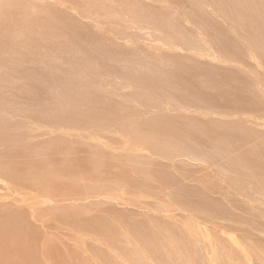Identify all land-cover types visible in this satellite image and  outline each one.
Wrapping results in <instances>:
<instances>
[{"label": "rangeland", "instance_id": "obj_1", "mask_svg": "<svg viewBox=\"0 0 264 264\" xmlns=\"http://www.w3.org/2000/svg\"><path fill=\"white\" fill-rule=\"evenodd\" d=\"M60 1L0 0V264H264V0Z\"/></svg>", "mask_w": 264, "mask_h": 264}, {"label": "bare ground", "instance_id": "obj_2", "mask_svg": "<svg viewBox=\"0 0 264 264\" xmlns=\"http://www.w3.org/2000/svg\"><path fill=\"white\" fill-rule=\"evenodd\" d=\"M58 1H60V0H58ZM60 2H62V1H60ZM63 2H64V0H63ZM72 4V3H71ZM70 4V5H71ZM28 5H29V3H28ZM66 5V4H65ZM69 5V4H68ZM27 6V5H26ZM31 6V5H30ZM68 10V9H67ZM61 11V10H60ZM72 11V10H71ZM70 12V11H69ZM9 15V14H8ZM9 19V18H8ZM11 21V20H10ZM2 170H4V169H2ZM3 172V171H2ZM9 173V172H8ZM8 173H6V175L8 174ZM10 173H11V171H10ZM3 175V174H2ZM10 175V174H9ZM9 175H8V177H9ZM11 176V175H10ZM7 177V176H6ZM7 177V178H8ZM1 178V177H0ZM11 178H13V177H11ZM5 179V178H4ZM3 179V180H4ZM19 181V180H18ZM5 183V182H4ZM3 190V189H2ZM10 191H11V189H10ZM15 191V190H14ZM18 191V190H17ZM13 192V191H12ZM16 192V191H15ZM20 192V191H19ZM19 192H17V193H19ZM7 195V194H6ZM2 196V195H1ZM12 197V196H11ZM16 197V196H15ZM20 197V196H19ZM1 198V197H0ZM8 198V197H7ZM13 199H14V197H13ZM21 199V198H20ZM23 199V198H22ZM8 200H10V199H8ZM15 201V200H14ZM44 202V201H43ZM46 202V201H45ZM44 202V203H45ZM8 203V202H7ZM11 203H13V202H11ZM16 203V202H15ZM30 203V202H29ZM32 203V202H31ZM20 204V203H19ZM7 206V205H6ZM13 206V205H12ZM20 206V205H19ZM9 210V209H8ZM6 211V210H5ZM32 211V210H31ZM9 212V211H8ZM4 213V212H3ZM6 214V213H5ZM9 216H10V214H9ZM1 217V216H0ZM5 217V216H4ZM33 217V216H32ZM15 218V217H14ZM2 219V218H1ZM7 220V219H6ZM44 220V219H43ZM1 221H3V220H1ZM17 221V220H16ZM16 223V222H15ZM25 228H27V227H25ZM4 231V230H3ZM13 252V251H12Z\"/></svg>", "mask_w": 264, "mask_h": 264}]
</instances>
